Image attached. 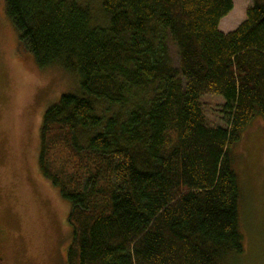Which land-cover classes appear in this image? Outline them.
Masks as SVG:
<instances>
[{"label": "trees", "instance_id": "trees-1", "mask_svg": "<svg viewBox=\"0 0 264 264\" xmlns=\"http://www.w3.org/2000/svg\"><path fill=\"white\" fill-rule=\"evenodd\" d=\"M5 1L36 64L81 78L83 94H64L40 130L39 170L71 204L67 264L242 253L232 149L264 120V0L228 34L234 0ZM208 96L223 100L220 125Z\"/></svg>", "mask_w": 264, "mask_h": 264}, {"label": "rangeland", "instance_id": "rangeland-1", "mask_svg": "<svg viewBox=\"0 0 264 264\" xmlns=\"http://www.w3.org/2000/svg\"><path fill=\"white\" fill-rule=\"evenodd\" d=\"M81 1L95 10L101 3ZM251 5V0H234L227 20L237 11L243 14L237 24H242ZM170 49L177 63L172 43ZM67 93L83 94L81 78L59 64L40 68L21 47L6 1L0 0L1 264H67L71 204L43 177L38 164L44 115ZM203 101L208 121L222 124L214 112L223 104L222 98L208 96ZM232 155L240 186L243 252L230 254L226 264H264V120L260 116L244 131Z\"/></svg>", "mask_w": 264, "mask_h": 264}, {"label": "crops", "instance_id": "crops-1", "mask_svg": "<svg viewBox=\"0 0 264 264\" xmlns=\"http://www.w3.org/2000/svg\"><path fill=\"white\" fill-rule=\"evenodd\" d=\"M225 21V22H224ZM232 22H231V20L229 19V20H227V18H224L222 21H221V23H220V30L223 32V33H225V34H228V33H230V32H232V31H234V30H236L239 26H240V24H236V25H238V26H233L232 24H231ZM240 23V22H239Z\"/></svg>", "mask_w": 264, "mask_h": 264}, {"label": "bare ground", "instance_id": "bare-ground-1", "mask_svg": "<svg viewBox=\"0 0 264 264\" xmlns=\"http://www.w3.org/2000/svg\"><path fill=\"white\" fill-rule=\"evenodd\" d=\"M243 18V14L235 11L233 12V14L229 17V19L231 20V24L234 26L237 24V21H239L240 19ZM236 23V24H235Z\"/></svg>", "mask_w": 264, "mask_h": 264}, {"label": "flooded vegetation", "instance_id": "flooded-vegetation-1", "mask_svg": "<svg viewBox=\"0 0 264 264\" xmlns=\"http://www.w3.org/2000/svg\"><path fill=\"white\" fill-rule=\"evenodd\" d=\"M1 260H2V258L0 257V264H1Z\"/></svg>", "mask_w": 264, "mask_h": 264}]
</instances>
